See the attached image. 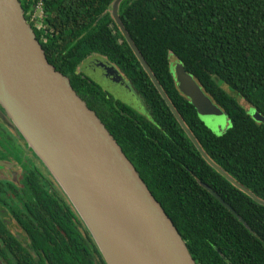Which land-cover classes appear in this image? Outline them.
Here are the masks:
<instances>
[{
  "label": "trees",
  "instance_id": "1",
  "mask_svg": "<svg viewBox=\"0 0 264 264\" xmlns=\"http://www.w3.org/2000/svg\"><path fill=\"white\" fill-rule=\"evenodd\" d=\"M54 68L69 78L115 138L185 243L196 264H264V205L202 156L130 48L110 14L113 0H18ZM118 17L157 83L206 156L233 181L264 200V0H122ZM99 55L121 70L149 117L113 100L78 70ZM226 114L212 133L176 88L169 57ZM245 101L241 105L231 94ZM203 185H202V184ZM206 187L236 213H231ZM63 197V198H62ZM16 205L0 192L25 237L0 216V264H106L86 226L62 194ZM26 205V206H25Z\"/></svg>",
  "mask_w": 264,
  "mask_h": 264
},
{
  "label": "water",
  "instance_id": "2",
  "mask_svg": "<svg viewBox=\"0 0 264 264\" xmlns=\"http://www.w3.org/2000/svg\"><path fill=\"white\" fill-rule=\"evenodd\" d=\"M121 1L111 2L110 14L176 120L213 168L264 205L200 148L123 27L117 14ZM105 62L94 57L84 65L104 68ZM175 67L177 84L186 91L181 86L193 84L192 76L181 63ZM250 113L264 124L262 115ZM0 117L47 168L106 264H196L115 138L69 78L48 62L18 0H0ZM205 188L236 215L217 193Z\"/></svg>",
  "mask_w": 264,
  "mask_h": 264
},
{
  "label": "flooded vegetation",
  "instance_id": "3",
  "mask_svg": "<svg viewBox=\"0 0 264 264\" xmlns=\"http://www.w3.org/2000/svg\"><path fill=\"white\" fill-rule=\"evenodd\" d=\"M0 192L15 196H23L19 199L18 206L25 200L26 205H34L41 196L56 199L64 195L47 168L39 160L25 140L19 136L0 117ZM65 196V195H64ZM66 197V196H65ZM63 198V197H62ZM25 205V206H26ZM0 216L8 231L25 237L23 229H20L14 220V213L0 207ZM14 224V231L9 225Z\"/></svg>",
  "mask_w": 264,
  "mask_h": 264
},
{
  "label": "rangeland",
  "instance_id": "4",
  "mask_svg": "<svg viewBox=\"0 0 264 264\" xmlns=\"http://www.w3.org/2000/svg\"><path fill=\"white\" fill-rule=\"evenodd\" d=\"M94 57L105 60V67L102 68L96 63H94V66L84 65L85 62ZM169 61L170 70L173 75L176 88L182 95L190 100L195 108L197 118L214 134H219L224 131L229 125V120L223 109L203 91L199 83H197V80L193 77H191L193 84H186V88L182 85L181 87L186 90L182 91L179 84H177L178 79H175V64L181 62L173 56L169 57ZM78 70L94 81L99 88L113 100L118 101L120 104L130 108L138 114L149 117V108L147 107L145 101L133 89L121 70L109 62L105 57L99 55L90 56L78 66ZM231 94L241 105L245 106V101H243L239 95L234 92H231ZM256 121L259 122L258 120ZM9 227L14 231V224L11 223Z\"/></svg>",
  "mask_w": 264,
  "mask_h": 264
},
{
  "label": "built area",
  "instance_id": "5",
  "mask_svg": "<svg viewBox=\"0 0 264 264\" xmlns=\"http://www.w3.org/2000/svg\"><path fill=\"white\" fill-rule=\"evenodd\" d=\"M41 12V3H40V0H38L36 3H35V6H34V9L32 11V13L30 12V21H35V19L39 16Z\"/></svg>",
  "mask_w": 264,
  "mask_h": 264
}]
</instances>
